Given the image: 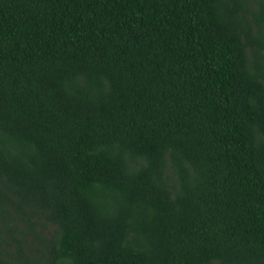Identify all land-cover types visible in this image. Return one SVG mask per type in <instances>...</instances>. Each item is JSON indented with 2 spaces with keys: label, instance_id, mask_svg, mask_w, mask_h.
Listing matches in <instances>:
<instances>
[{
  "label": "trees",
  "instance_id": "1",
  "mask_svg": "<svg viewBox=\"0 0 264 264\" xmlns=\"http://www.w3.org/2000/svg\"><path fill=\"white\" fill-rule=\"evenodd\" d=\"M0 264H264V0H0Z\"/></svg>",
  "mask_w": 264,
  "mask_h": 264
}]
</instances>
